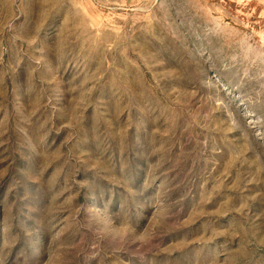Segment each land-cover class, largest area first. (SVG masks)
<instances>
[{
    "label": "rangeland",
    "instance_id": "1",
    "mask_svg": "<svg viewBox=\"0 0 264 264\" xmlns=\"http://www.w3.org/2000/svg\"><path fill=\"white\" fill-rule=\"evenodd\" d=\"M0 264H264V0H0Z\"/></svg>",
    "mask_w": 264,
    "mask_h": 264
}]
</instances>
